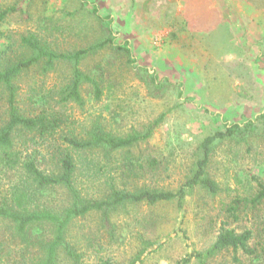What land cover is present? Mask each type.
I'll return each instance as SVG.
<instances>
[{
	"label": "rangeland",
	"instance_id": "1",
	"mask_svg": "<svg viewBox=\"0 0 264 264\" xmlns=\"http://www.w3.org/2000/svg\"><path fill=\"white\" fill-rule=\"evenodd\" d=\"M9 7L16 12L1 29L18 42L33 33L56 51L71 53L113 40L81 66L85 74L104 79L102 99L86 84L83 106L52 102L77 135L96 123L118 136L144 134L160 121L152 136L132 149L110 158L95 155L104 168L97 177L84 178V191L92 197L113 187L176 192L192 175L206 138L227 125L253 123L244 139L215 145L207 171L219 186L217 194L197 186L183 208L176 202L127 205L113 215V231L102 227L99 213L78 219L68 241L77 246L79 260L61 253L59 263L129 264L140 257L137 264H178L232 229L253 232L250 246L258 256L227 250L210 264H264V201L251 202L264 183V0H0V10ZM8 44L0 40V50ZM118 46L131 50L135 64ZM70 76L68 64L47 76L32 71L18 82L20 100L28 101L32 88L56 95ZM51 167L49 161L42 165ZM15 176L0 172V195ZM38 198L48 207L68 204L62 190ZM236 201L242 202L238 219L230 211ZM8 227L0 222L1 264H24V248ZM25 257L29 264L33 255Z\"/></svg>",
	"mask_w": 264,
	"mask_h": 264
},
{
	"label": "trees",
	"instance_id": "2",
	"mask_svg": "<svg viewBox=\"0 0 264 264\" xmlns=\"http://www.w3.org/2000/svg\"><path fill=\"white\" fill-rule=\"evenodd\" d=\"M15 12L14 7L0 10V40L6 39L9 42L5 50H0V172L3 175L14 172L15 178L17 177L7 194L1 192L0 222L9 226L11 237L20 240L24 248V264L25 255L31 253L33 257L29 264H60L61 253L78 262L77 246L68 241V234L76 220L90 214L99 213L102 227L113 231V215L127 205L154 206L176 202L179 208H183L189 193L197 186L211 194L219 192L218 184L210 178L207 171L215 145L238 136L244 139L246 132L243 131L250 130L252 122L245 128L239 124L227 125L224 130L206 138L200 147L201 158L192 175L176 192L156 189L130 191L113 187L101 197L85 193L84 178L97 177L104 168L95 159V155L104 153L110 158L115 153L132 149L147 141L160 121L144 134L118 136L96 123L84 135H77L67 125L69 119L65 113L57 110L52 102L55 101L60 107L71 103L83 106L82 89L86 84L93 87L96 100L102 99L104 79L85 74L81 66L88 58L112 47L113 40L109 37L71 53L56 51L33 33L22 35L18 42L1 29L6 19ZM115 49L126 53L135 64L130 49L120 46ZM60 64L71 66V76L57 89L56 95L52 91L32 88L28 101L20 100L19 80L35 70L47 76ZM155 81L156 78H153L152 82ZM47 161L52 163L50 171L42 169ZM151 164L154 166L156 162ZM129 170L132 171L130 168ZM53 190H62L67 194L68 204L65 207H48L39 203L38 196L42 192ZM263 201L264 183L259 182L257 193L251 202L258 205ZM235 204L230 211L238 219L237 212L242 202L236 201ZM253 236L250 230L237 233L232 229H224L211 248L188 255L178 264H190L194 258L198 259L199 264H210L213 258L227 250H233L236 254L242 251L249 256H258L257 250L250 246ZM2 244L0 243V247ZM150 246L153 244L148 243V247ZM139 260L140 257H137L129 264H137ZM1 262L0 258V264ZM100 264L120 263L103 260Z\"/></svg>",
	"mask_w": 264,
	"mask_h": 264
}]
</instances>
